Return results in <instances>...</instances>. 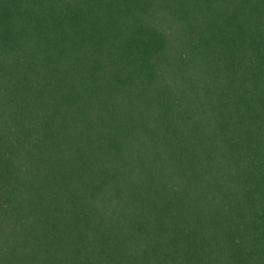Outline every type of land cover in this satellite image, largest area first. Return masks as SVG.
I'll use <instances>...</instances> for the list:
<instances>
[{
    "label": "trees",
    "instance_id": "1",
    "mask_svg": "<svg viewBox=\"0 0 264 264\" xmlns=\"http://www.w3.org/2000/svg\"><path fill=\"white\" fill-rule=\"evenodd\" d=\"M0 264H264V0H0Z\"/></svg>",
    "mask_w": 264,
    "mask_h": 264
}]
</instances>
